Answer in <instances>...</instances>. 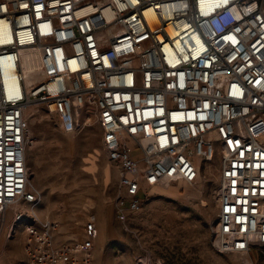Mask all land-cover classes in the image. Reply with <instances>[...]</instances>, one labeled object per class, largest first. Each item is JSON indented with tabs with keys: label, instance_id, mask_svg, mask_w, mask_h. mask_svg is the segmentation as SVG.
I'll return each mask as SVG.
<instances>
[{
	"label": "built area",
	"instance_id": "1",
	"mask_svg": "<svg viewBox=\"0 0 264 264\" xmlns=\"http://www.w3.org/2000/svg\"><path fill=\"white\" fill-rule=\"evenodd\" d=\"M27 53L41 69L32 84ZM33 104L69 135L95 109L121 172L122 220L154 189L196 183L201 163L220 154L213 248L264 255V0H0V220L14 212L27 264H94V220L82 239H64L59 222L36 213Z\"/></svg>",
	"mask_w": 264,
	"mask_h": 264
},
{
	"label": "rangeland",
	"instance_id": "2",
	"mask_svg": "<svg viewBox=\"0 0 264 264\" xmlns=\"http://www.w3.org/2000/svg\"><path fill=\"white\" fill-rule=\"evenodd\" d=\"M26 120L33 138L27 150L31 188L42 200L36 213L41 220L59 222L64 239H82L84 225L94 220V264H264L259 251L244 256L213 248L220 154L201 163L196 183L154 189L139 211L122 220L116 207L121 172L103 151L95 109H83L81 128L72 135L43 104L31 105ZM131 156L138 161L143 152L134 148ZM13 217L7 210L6 223L0 220V264H27L25 230L10 232Z\"/></svg>",
	"mask_w": 264,
	"mask_h": 264
},
{
	"label": "bare ground",
	"instance_id": "3",
	"mask_svg": "<svg viewBox=\"0 0 264 264\" xmlns=\"http://www.w3.org/2000/svg\"><path fill=\"white\" fill-rule=\"evenodd\" d=\"M23 67L27 82L32 84L40 79L41 69L38 57L32 53L23 55Z\"/></svg>",
	"mask_w": 264,
	"mask_h": 264
},
{
	"label": "crops",
	"instance_id": "4",
	"mask_svg": "<svg viewBox=\"0 0 264 264\" xmlns=\"http://www.w3.org/2000/svg\"><path fill=\"white\" fill-rule=\"evenodd\" d=\"M132 144V146H133V143H131ZM10 225H11V223H10ZM5 228V227H4ZM3 244H4V241H3V243H2V246H0V250H1V248L3 247ZM254 255V254H253Z\"/></svg>",
	"mask_w": 264,
	"mask_h": 264
}]
</instances>
